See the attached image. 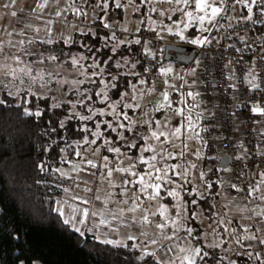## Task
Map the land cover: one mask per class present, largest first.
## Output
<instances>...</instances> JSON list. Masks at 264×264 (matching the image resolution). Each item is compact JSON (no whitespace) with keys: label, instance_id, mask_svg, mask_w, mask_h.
<instances>
[{"label":"rangeland","instance_id":"obj_1","mask_svg":"<svg viewBox=\"0 0 264 264\" xmlns=\"http://www.w3.org/2000/svg\"><path fill=\"white\" fill-rule=\"evenodd\" d=\"M122 1L125 3L124 8L128 16V19L126 18L127 21L122 23L123 25H120L115 13H108L106 18H104V22L111 25L110 29L112 35L113 33L115 34V38H112L114 44V48H112L111 51L112 55H114V53L118 51L123 44H126V47H130L133 43H135V40H140L142 37L145 38L144 52L146 57L152 54L150 45L154 43L155 39L157 38H172L183 45H191L186 43L184 40H181L179 36L172 34L180 30L175 26L173 21L178 20V18L182 16L179 11H173V9L176 7L175 4H168L165 2V0H150V2L143 3L142 0H134L133 3H129L128 0H120V2ZM232 2L233 0H228L229 4ZM152 9H156V11H152ZM255 11H258L256 6L253 8V13ZM161 12H163L164 15H160ZM243 13L247 14L246 9H244L242 5H236L235 11L229 12V15L232 17L231 21L225 19L221 21L222 26L219 29L212 28L210 33L211 37H216L226 26H228V24H230L235 18L242 16ZM169 16H171V19L168 18ZM141 21H143V23H141ZM181 27H183V24H181ZM124 29H127V31H124ZM168 29H171V32H169ZM193 30L196 31L197 35H200L198 28L187 30L185 35L188 36ZM149 33H154V35ZM204 35L209 34L205 33ZM121 41H123V43H121ZM195 47L197 48L198 46ZM53 55L57 57L56 60L50 59V57ZM58 56L59 55L53 52H43L36 44L33 43L22 45L18 49L14 48L12 51L11 65H5L4 67L0 66V100L2 99L3 94H7L10 97L15 98L17 102H20L24 95H34L38 97H50L57 103L67 102L71 105L75 104V107H72L70 111L73 116L77 118H79V115L93 117L91 120L83 121L85 123L83 127L87 126L88 128H91L92 131L102 132H104V129L107 127V125H102L98 130L95 128L94 122L96 120L109 121L112 123L113 128L116 127L117 120L129 125V120L118 115V113L122 111L128 117H130L132 121L138 123H134L136 126H134V124H130V127L133 129L132 132H126L123 129H117V132L123 133L125 138L124 140H120L117 136V133L113 132L111 128L104 132V135L112 140L111 146L113 147H121V145L130 139L136 143L137 136L142 135L145 137H151L152 131L168 132L174 129L176 126H180L183 131L186 121H183L181 117L176 116L171 110H157L158 105L163 101L161 94L158 96L151 95L150 99L147 100V103L143 105L144 98H146L148 93L144 89L145 83L141 84L140 80H146L145 75L148 73L147 71H143L138 74V71H136L137 63L132 62L131 56L124 58H120L119 56L107 58L108 62L112 60L110 66H113L115 70L126 71V73L130 75L131 78L136 76L139 78L137 83L131 85L130 91L126 92L127 95H124L122 100L121 98L117 100L119 103H115V111H113V108L109 107V105L116 101L111 102L107 99L105 103H102L101 101L103 100V95H101L96 96L97 101L95 102L93 101L92 97L93 93L100 92L101 89H103L108 95L109 90L115 86L114 84L119 76L118 74L111 76L107 73V70H109V65H101L98 61L89 58V60H85L84 55L81 54L76 56H68L67 58L62 57L61 59ZM81 57H83V59H81ZM92 57H94V54L91 55V58ZM162 57L163 55L160 58L158 69H173L172 73H170L168 76H163L158 71V77H160V80L167 88L166 91L169 93V98L173 102V108L185 107L183 104L176 103V101L182 99H187L189 105L195 104L196 101H192L190 97H185L184 93L188 91L193 93L200 92L198 90L197 74L200 66L199 58L195 56L188 64H175L172 62H164ZM73 59L78 60V64L73 65L71 63ZM197 61H199L198 65ZM97 63L100 64L99 68L95 67ZM133 65H135V67H133ZM143 65L144 68H146L145 61ZM5 67L6 69L10 67V69L6 70L7 74L6 76H3L6 72H4ZM13 69L16 71L13 72ZM20 69H24V71L21 72ZM192 69H195L194 73L192 72ZM93 72L97 73V75H92ZM180 77H183V79H180ZM165 81H168V84L175 85L178 91L168 87V85L164 83ZM95 85H99V87L97 88ZM89 97H91V99H89ZM197 101H200V103L197 104L190 114L193 118V121L198 124L197 131L199 132V138L192 136L191 133L184 132L183 143L181 140H176L172 137H169V139L172 140L171 144H162L161 142L164 139L163 137L161 138V141H156L152 138L147 140V143L156 147L157 151H160L161 147H163V149L171 151L174 154L179 153L180 148L173 147V145H180L181 147H183L184 144L187 145V147L184 148L182 156H178L177 159H168L165 161V165L179 164L187 171L186 178H176L178 183L184 184L183 189L180 191L185 200L196 198L194 194L192 196L187 195V193L191 192L193 189H198L199 191L204 192L205 196H216L213 193L214 184L212 183V188L208 189L206 186L208 179L206 178L204 172V177L201 179L200 173L202 172L198 169V163L203 158V154L207 148L204 136L205 130L207 128V111L204 107L202 94L197 97ZM128 104H132L134 107H126ZM89 108H91L93 111L89 112ZM99 111H104L106 114L100 116L98 115ZM94 112L97 113L95 116L93 115ZM107 113H111V115ZM197 114H200L199 118L197 117ZM156 120L161 122L160 126L155 123ZM146 121H153V123L151 126H149ZM178 121L180 122L179 124ZM165 122H167V128L163 127ZM188 136H192V138L188 139ZM87 137L90 140L94 139V137L91 135ZM97 145H99V151L94 155L93 149L97 148ZM97 145L80 144L77 142L73 143V146L76 147V151L85 153V150H87L86 155L88 159L99 162L101 156L108 155L109 159L113 161V164L109 166H114L117 163L114 155L112 153L106 152L105 145H103L100 141H97ZM123 148L124 147H121V152L126 153V155L119 156V160L124 161V163L119 166L127 167L133 161L127 159L126 156H132L135 158L136 155H130L128 152H125ZM152 154L153 153H145L144 155L150 156ZM159 159L160 158L158 157V160ZM192 165H195V167H192ZM144 167L145 166L143 165H138L137 171ZM81 168L85 169L84 171L86 173L89 169L84 165L81 166ZM66 171L68 173V169ZM70 174L78 176L77 173L73 171H71ZM125 178L128 177L121 173L114 172L113 176L110 178V184L107 179H104V177L100 175V170L95 169V175L90 177L92 183H87V187L91 188L92 192L83 191L86 185L84 181H78V183H75V185L73 184L74 186L72 187L74 188H70V196L67 198V200H64L65 202H61L58 208L62 211V207L66 208L65 203H69V205H74L76 207H80L81 209L88 208L89 211L94 208L97 210L100 209L102 210L103 215H107L109 219L112 218V221L110 222L113 223L112 226L114 227H112V231H114V233L123 236L127 230L129 231L128 226H130V230H134L138 238L135 247L140 248L143 252H155L156 259L158 260L163 259L162 250L164 248L173 247V252L169 255L173 257L180 255L174 245L179 243L182 246L183 241L181 240V237H184L186 233L181 231L178 235H176L175 240L167 239L166 236L159 234L158 230L155 228V223L160 220V217L158 215H152V212L156 211L159 204H167L171 209L172 205H174L176 201L171 197H167L160 201H146L145 197L141 196L140 201L135 202L138 204L137 210L135 212H131L128 210L134 203L133 199L130 198L131 192H129L128 195L120 194L121 184ZM185 179L190 182H185ZM77 185L79 186L77 187ZM112 185H116V187H113ZM132 191H135V189ZM93 193L99 195L100 200H93L92 205H84L81 204L79 200L72 199L73 196L87 197L91 199ZM102 201H107V203H102ZM122 201H127V203H122ZM212 202L215 205L216 202L214 199ZM93 205H95V207H93ZM149 207L150 210H147ZM190 207L195 206L190 205ZM215 207L217 208V205ZM113 212L116 213L115 216L113 215ZM145 215L148 216V219L151 221V223L144 222L143 217ZM89 218L87 223H91ZM202 218V210H200V214L197 216V219L191 222L194 232L201 233L202 235L207 234L204 235L205 243L211 241L213 244L220 245L222 243V233L220 232L217 234L216 231H213L216 230V226H212L209 222L207 223L210 225V227L207 225L205 226L209 230L203 229L201 224L203 220ZM79 219L82 220V217L79 216ZM109 219H106L105 222L108 223ZM123 224L128 226H124ZM225 228L228 229V231H225V241L229 244L228 255L226 258L228 261L231 260L232 255L234 252H236L234 251L235 249L238 251L240 250V246L235 243V236L237 235V231H234L236 230L235 226L232 224H227L224 225V230ZM80 230L82 232V229ZM167 232L172 233V229H167ZM145 233H147V235H145ZM154 239L157 240V243L155 244L151 242ZM190 242L192 244H201L200 241L191 239ZM201 246H203V244H201ZM209 249H211V247L206 248L205 250L208 251ZM249 264H260V262L252 259L250 260Z\"/></svg>","mask_w":264,"mask_h":264},{"label":"trees","instance_id":"obj_2","mask_svg":"<svg viewBox=\"0 0 264 264\" xmlns=\"http://www.w3.org/2000/svg\"><path fill=\"white\" fill-rule=\"evenodd\" d=\"M85 3L86 7L92 8L99 0H85ZM120 3L122 7L118 9L114 0H107L108 8L99 11L93 22V32H85L86 35L77 32L70 43L62 40L36 43L43 52H53L60 59L81 54L85 60L109 65L107 73L119 76L108 92L111 102L120 99L118 94L129 92L139 78L115 70L110 66L112 60L107 61L108 57L131 56L132 62L137 63L138 74L145 69L144 37L140 44L133 43L130 47L123 44L114 55L111 54L114 48L112 32L102 26L99 18L115 13L118 20H123L125 3ZM95 94L92 97L96 102ZM1 100L5 103L0 105V264H157L156 258L145 256L132 240L121 246L99 241L93 234L81 236L69 224H64V218L56 211L64 189L73 186L72 179L57 171L68 164L60 163V160L74 159L76 147L73 143L90 136L79 131L85 123L71 114L72 105L34 95H24L17 102L3 94ZM36 111L42 115L28 114ZM60 121H63V127ZM136 143L139 146L143 141L137 136ZM123 150L137 155L135 149ZM41 164L45 168L43 171L39 167ZM217 188L214 183L213 193ZM213 199L216 200V196H206L201 201L204 215L210 220L214 211ZM228 250L226 242L221 247L211 248L208 250L210 257L198 264H249L250 260L237 254L227 261Z\"/></svg>","mask_w":264,"mask_h":264},{"label":"snow or ice","instance_id":"obj_3","mask_svg":"<svg viewBox=\"0 0 264 264\" xmlns=\"http://www.w3.org/2000/svg\"><path fill=\"white\" fill-rule=\"evenodd\" d=\"M129 3H133L134 0H128ZM143 2H150V0H142ZM168 4H175V9L173 11H179L182 16L178 18V20L173 21L175 26L180 29L179 31L172 33L173 35L179 36L181 40H184L186 43H189L191 45H195L201 48H204L206 46H209L212 44L215 37H211V29L217 28L219 29L221 25V21L228 20L231 21L232 17L229 15L230 11H235L236 5H242L244 9H246V15L242 16L241 19L245 22L252 21L254 24H264V0H233L231 4L228 3V0H165ZM13 3H15V0H13ZM114 4L116 8H121L122 5L120 3V0H114ZM254 6L257 7L258 15L257 18L253 21V8ZM38 8L43 9L47 7V0H44V3L38 4ZM94 8H100L101 11H106L108 8L107 0H99V3L94 5ZM152 11H156V9H152ZM77 15H80V10H77ZM85 16L88 15V13H83ZM13 16H16V12H12ZM59 15V13H57ZM160 15H164L163 12L160 13ZM171 19V16L168 17ZM100 23L105 29H109L111 25L109 23L104 22V17H100ZM143 23V21H141ZM181 24H183V27H181ZM30 26V25H29ZM199 29L200 35L196 34V31L193 30L188 36L185 35V32L189 29ZM154 30V29H153ZM38 32L39 29H36ZM124 31H127V29H124ZM169 32H171V29H168ZM205 33H208L209 35H204ZM86 35V33H82ZM112 38H115V34L113 33ZM241 40L243 41V38L241 37ZM123 43V41H121ZM136 44H140L141 41L139 39L135 40ZM86 46V45H82ZM231 47V45H229ZM262 49H264V44L261 45ZM0 51H2V47H0ZM235 51L241 52L242 49L236 48ZM153 56V59H155V54H151ZM51 60H56L57 57L55 55L50 57ZM83 59V57H81ZM262 63H264V56L259 57ZM78 60L73 59L71 63L73 65L78 64ZM159 63V61H157ZM199 64V61H197V65ZM95 67L99 68L100 64L97 63ZM135 67V65H133ZM148 68L143 69V71H148ZM13 72L16 70L13 69ZM21 72L24 71V69H20ZM173 69L171 68H162L159 69V72L163 76H168L170 73H172ZM192 72H195V69H192ZM92 75H97V73L93 72ZM249 75H251V72H249ZM180 79H183V77H180ZM229 79H233V77H229ZM140 83H146L145 80L141 79ZM168 85V87L176 89L175 85L168 84V81L164 82ZM195 83V82H193ZM248 83L251 84L253 87H259L258 84H254L253 80H248ZM230 87H234V85H230ZM11 94V93H10ZM163 97V101L158 105L157 110H171L176 116H179L182 118L183 121H186V124L182 128L180 126L174 127L171 131H152L151 137H145V136H138V139L140 141H143L139 146L137 143H134L131 139L127 140L121 147L127 148L129 150L135 149L138 153L135 158L132 156H126L127 159L132 160L133 162L128 165L127 167H120L119 165L123 164V160H119L120 155H126V153L121 152V147H113L112 140L109 139V137H106L104 135V132H106L109 128L112 129L113 132L117 133V136L120 140H124V135L122 132H117V129H123L126 132H132L133 129L130 127V124H134L135 121H132L130 117H128L124 112L118 113L119 116L124 117V119L129 120V125L124 124L123 122H120L119 120L116 121V127L113 128L112 123L109 121H99L96 120L95 128L100 129L102 125H107V127L104 129V132L102 131H92L91 128H88L87 126H84L83 128L79 129V131L82 132H88L91 136L94 137V139H88L87 136L83 137L81 141H77V143L80 144H88V145H97V141H100L103 145H105V150L108 153H112L114 157L117 160V163L110 167L109 165L113 164V161L109 159L108 155H103L100 157L99 162L94 161L92 159H88L85 153H81L79 151H76L74 155L79 158L78 163H72V168L74 171L79 173L80 171H84L85 169L80 167V164L87 165L88 168L91 169H99L100 175L104 177V179H107L109 183L111 184V177L113 176V173H121L125 175L128 178H125L122 181L121 184V195H128L129 192H131V199H133L134 203L133 205L128 209L131 212H135L137 210L138 204L135 202L140 201L141 196L145 197L146 201H160L167 197L173 198L176 203L172 205L171 209L167 204H159L156 211L152 212L153 216H159L160 220L155 223V228L158 230V233L166 236L169 240H175L176 235H178L181 231L186 233L184 237H181V240L183 241V245L181 246L179 243L175 244L174 247H176V250L180 253V255L171 256L170 253L173 252V247H166L162 250L163 259H158L157 264H198L199 262H204L206 257H210V253L206 251V248H216L219 247L218 244H213L211 241L204 242V234L196 233L194 232V228L191 226V222L195 221L197 219V216L200 214L201 210V201L206 199V196L204 192L199 191L198 189H193L191 192H188V196H192L193 194L196 196L195 199L191 200H185L184 196L181 195V191L184 187L183 183H178L176 178H186L187 177V171L179 164H172V165H165V161L168 159H177L178 156H182L184 152V148L187 147L186 144L181 147L180 145H173V147L180 148V152L174 154L171 151H168L166 149H163L161 147L160 151H157V148L153 145H150L147 143V140L149 138H152L156 141H161V138L163 137V143H172V140L169 139V137H172L176 140H181L183 143V135L184 132L191 133L192 136H195L196 138H199V132L197 131L198 124L193 121V118L191 116V111L197 106L200 101H197V97H199L201 94L200 92L193 93L191 91H188L184 93L185 97H190L192 101H196L195 104L189 105L187 99H182L176 101L177 104H183L185 107H175L173 108V102L169 98V93L167 91H162L160 93ZM96 96L103 95L102 103H105L108 99V95L106 92H104L103 89H101L100 92H97L95 94ZM120 95L121 100L123 99L124 95H127V93L118 94ZM91 99V97H89ZM4 100H0V105L4 104ZM115 103H119V101L114 102L113 104L109 105V107L113 108V111H115ZM72 107H75V104L72 105ZM128 108H133L134 106L132 104L126 105ZM89 112H92L93 110L91 108L88 109ZM251 111L259 116H264V108L260 107H253ZM189 113V114H186ZM29 115H35L40 116L42 113L40 111H36L35 113H28ZM97 113H93L95 116ZM106 113L104 111H99L98 115L103 116ZM111 115V113H107ZM200 114H197V117L199 118ZM79 119L81 121L85 120H91L93 119L92 116H83L79 115ZM167 121V118H166ZM146 123L151 126L153 121H146ZM155 123L160 126L161 122L159 120H156ZM180 122L178 121V124ZM60 126L63 127V121H60ZM164 128H167V122L163 125ZM54 130V129H53ZM192 136H188V139H191ZM242 146V145H241ZM60 151H64V149H60ZM99 151V145H97V148L93 149V154L95 155ZM145 153H153L150 156H145ZM264 155V154H262ZM158 157L160 158L158 160ZM237 159H242V157H237ZM60 163H69V161L66 158H61ZM138 165L145 166L144 168H141L139 171H137ZM159 165V166H158ZM40 169L43 171L45 170L44 165H39ZM192 167H195V165H192ZM59 171V169H57ZM62 175H66V173H62ZM89 175H95V173H89ZM261 177H264V172L260 173ZM201 179L204 177V173H200ZM70 178V177H69ZM185 182H190L185 179ZM85 188L83 191L85 192H92V189L87 187V181H84ZM261 185H264V179H261L256 182V184H253L252 186L248 187H237L236 184H230L229 187L231 189H234L237 193H243L242 199L251 201H264V189L261 188ZM79 185H77L78 187ZM113 187H116V185H112ZM172 186V187H169ZM206 186L208 189L212 188V182H206ZM135 189V191H132ZM65 192L68 191V189H64ZM219 193H215L214 195H218ZM73 200H79L81 204L84 205H92L93 200H100V196L93 193V196L91 199L87 197H79V196H73ZM102 203H107V201H102ZM122 203H127V201H122ZM190 205H194L195 207H190ZM72 209V215L70 218H66L63 220L64 224H72L73 221L76 220L77 216L82 217V220L80 222L87 223L89 216H97L99 214V210L97 211H89L88 208L81 209L80 207L71 206ZM214 207V205H213ZM227 205H225V208ZM150 210V207L149 209ZM146 210V211H147ZM56 211L59 213L60 216H64V212L61 211L59 208L56 209ZM251 211L255 213L257 217L264 218V209H261L260 212H256L255 208H252ZM122 214V213H121ZM113 215L115 216L116 213L113 212ZM144 222L151 223L149 221L148 216L145 215L143 217ZM103 222V221H102ZM225 221L221 219L219 221L220 225H223ZM171 228L172 233H168L167 229ZM74 230L79 233L81 236L84 235L83 232H81L79 227H74ZM91 231V229H89ZM215 231V230H213ZM225 231H228L227 228H225ZM235 236V243L240 246L243 251H237V255L243 256L246 260H252L254 257L253 252L249 250V245H245L243 241L247 240L249 242L251 241H257L260 245H264V238H260L257 233L264 231V226L256 227L255 232H250L249 227H243L244 233H249L248 235H240L238 234ZM147 235V233H145ZM191 240L200 241L201 244H192L190 242ZM129 240L135 239V237L129 235ZM153 244L157 243V240L151 241ZM105 243H112V241H105ZM145 256H150L153 258H156L155 252H147L145 251L143 253ZM222 259V258H221ZM255 259L260 260V264H264V259L261 258V255L259 252L255 253ZM235 264V262H233Z\"/></svg>","mask_w":264,"mask_h":264},{"label":"built area","instance_id":"obj_4","mask_svg":"<svg viewBox=\"0 0 264 264\" xmlns=\"http://www.w3.org/2000/svg\"><path fill=\"white\" fill-rule=\"evenodd\" d=\"M257 15L258 11H255L253 21ZM242 16L228 24L211 45L197 47L196 53L200 60L198 90L207 111L204 134L207 148L198 169L213 177L209 182L217 185L219 201L230 203L245 200L242 199L243 193L231 189L230 184L250 187V173L255 170L264 172V116L251 111L253 107L264 108V63L259 59L264 56L261 47L264 44V24L245 22ZM167 44L183 45L172 38H157L150 45L155 59L151 54L145 59L149 70L145 75L144 89L148 94L143 105L151 95L158 96L167 90L158 77L157 63ZM236 48L242 51L237 52ZM248 80H253L259 87H253ZM224 156L230 157L226 168L221 165Z\"/></svg>","mask_w":264,"mask_h":264},{"label":"crops","instance_id":"obj_5","mask_svg":"<svg viewBox=\"0 0 264 264\" xmlns=\"http://www.w3.org/2000/svg\"><path fill=\"white\" fill-rule=\"evenodd\" d=\"M41 3H44V0H15V3H13V0H0V47H2V51H0V66H10L13 49H18L22 45L36 44L38 42L53 43L59 40L70 43L75 33L92 32L94 29L93 22L97 19L100 11L99 8L86 7L85 0H47V7L43 9L37 7V5ZM77 10H80V15L76 14ZM12 12H16L17 15L13 16ZM85 12L88 13L87 16L83 14ZM57 13H59V15H57ZM126 18L128 19L127 12H125L123 20H117L120 25H123L122 23L127 21ZM36 29H39V31L37 32ZM8 69H10V67L7 69L5 67L4 72ZM6 74L7 71L3 76H6ZM135 124L134 126H136ZM68 161L69 163L67 166L59 169L61 174L66 173V175L63 176H66L67 178L70 177L74 185L75 183H78V181L92 183L90 177H93V175H89V173H95V169L89 168L87 173L85 171L77 173L73 170L72 163H78L79 158L75 156L74 159ZM83 165L87 167L85 164H80V167ZM67 169L68 173L66 171ZM71 171L76 172L78 176L70 174ZM260 173L261 172L257 170L250 173L249 178L251 186L256 184L257 181L264 179V177H261ZM70 188L74 187L69 186L67 188L68 191H64L63 197L58 199L57 209L59 204L65 202L64 200H67L70 196ZM261 188L264 189V185H261ZM215 193H217V191ZM213 197L215 198V196ZM216 198V200L214 199L216 203L215 205L213 204L214 211L211 220L204 215V211L201 208L203 215L201 224L203 229L209 230L205 227L206 225L210 227L207 223L209 222L212 226H216L215 231L217 234L220 232L222 233V243L219 247L226 242L224 225H234L240 235L249 234L243 232V227L245 226L249 227L250 232H255L256 227L264 226V218L257 217L255 213L251 211L252 208H255L256 212H260L261 209H264V201H251L250 203L249 200L251 198H249V200L230 203L226 200L219 201L218 196ZM65 205L66 208L62 207V211L65 214L63 216L64 219L70 218L72 215V209L69 207V203H65ZM216 205L217 208L215 207ZM225 205H227L226 208ZM93 207H95V205H93ZM98 210L99 214L97 216H89L91 223L83 224L80 222L81 220L79 219V216H77L76 220L69 225L73 229L74 227H79L84 234L88 233L95 235L99 241H112L110 244L113 245L125 246L128 241H131L128 239V236L131 235L135 237L132 241H134V246H136L138 240L136 236L137 234H135L134 230H130V226L123 224L124 226L129 227V231L126 229L127 232L124 233L125 236L118 235L112 231V227H114L112 226L113 223L110 222L112 221V218L109 219L107 215L102 214V210ZM91 211H97V209L94 208ZM106 219H109L108 223L105 222ZM221 219L225 221L223 225L219 224ZM89 229H91V231H89ZM257 235L260 238H264V231L257 233ZM226 243L229 249V244L228 242ZM244 244L249 245V250L254 254L253 259H255V253L257 252H259L261 258L264 259V245H260L257 241L249 242L247 240L244 241ZM239 251L242 252L243 249L240 248ZM234 254H237V251L234 252ZM257 261L260 262V260Z\"/></svg>","mask_w":264,"mask_h":264},{"label":"water","instance_id":"obj_6","mask_svg":"<svg viewBox=\"0 0 264 264\" xmlns=\"http://www.w3.org/2000/svg\"><path fill=\"white\" fill-rule=\"evenodd\" d=\"M197 48L192 45L167 44L164 49L163 61L176 64H188L196 56ZM230 161L229 156H224L221 160L222 167L226 168Z\"/></svg>","mask_w":264,"mask_h":264}]
</instances>
